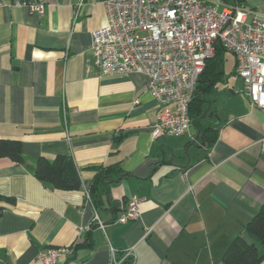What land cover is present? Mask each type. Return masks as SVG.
Masks as SVG:
<instances>
[{
    "label": "crops",
    "instance_id": "0c3cea01",
    "mask_svg": "<svg viewBox=\"0 0 264 264\" xmlns=\"http://www.w3.org/2000/svg\"><path fill=\"white\" fill-rule=\"evenodd\" d=\"M4 1L0 138L20 140L25 161L0 158V197L15 199L0 200V264H43L38 254L51 247H74L63 264H114L128 250L132 264H226L233 240L256 242L245 226L264 203V112L244 91L232 53L241 80L218 96L222 115L211 94L228 51L219 79L202 91L205 117L183 136L154 138L163 105L147 75H104L96 64L92 31L107 22V0H36L46 3L43 14ZM213 1L244 8L248 20L264 15V0ZM208 127L211 145L201 139ZM58 154L74 159L79 189L36 177L37 159ZM115 164L124 174L96 205L86 195L96 167ZM134 197L140 215L118 222Z\"/></svg>",
    "mask_w": 264,
    "mask_h": 264
},
{
    "label": "built area",
    "instance_id": "2783aa9c",
    "mask_svg": "<svg viewBox=\"0 0 264 264\" xmlns=\"http://www.w3.org/2000/svg\"><path fill=\"white\" fill-rule=\"evenodd\" d=\"M43 14L46 3L14 2ZM0 0V6L5 5ZM107 22L92 31V52L104 75L132 72L148 77V90L163 105L152 135L183 136L191 128L190 106L200 76L220 43L236 58V73L253 106L264 112V15L247 19L238 5L219 9L213 0H107ZM86 195L90 198L89 191ZM140 199L131 198L117 218L136 220ZM99 224L103 227V223ZM84 241L79 237L77 244ZM74 247H51L38 254L43 264H63L61 257ZM132 250L114 264L134 262Z\"/></svg>",
    "mask_w": 264,
    "mask_h": 264
},
{
    "label": "trees",
    "instance_id": "16d2710c",
    "mask_svg": "<svg viewBox=\"0 0 264 264\" xmlns=\"http://www.w3.org/2000/svg\"><path fill=\"white\" fill-rule=\"evenodd\" d=\"M227 51L223 45L217 44L215 55L207 62L206 69L200 76L196 94L190 106L191 124L198 123L205 117L203 103L205 98L202 91L219 79L222 72V57ZM206 145H211L216 140V131L208 127L201 135ZM5 157L17 163H24L22 142L18 139L0 138V158ZM97 173L90 188V196L94 204L99 205L108 189V185L118 181L124 174L120 164L113 166H97ZM34 173L37 178L60 190H74L81 187L80 171L71 156L58 154L53 158L41 156L37 159ZM9 202H14L13 197H0ZM0 205V215L2 213ZM247 232L252 234L256 242L246 240L240 236L232 241L224 253L226 264H262L264 262V203L260 210L250 219L245 226Z\"/></svg>",
    "mask_w": 264,
    "mask_h": 264
},
{
    "label": "rangeland",
    "instance_id": "374dc122",
    "mask_svg": "<svg viewBox=\"0 0 264 264\" xmlns=\"http://www.w3.org/2000/svg\"><path fill=\"white\" fill-rule=\"evenodd\" d=\"M233 61H234L233 55L230 52H226L225 72L223 74V79L222 81L218 83V85L214 88L211 94L212 98H217L216 105H217L218 112L220 115H222V112H223V103L221 102L222 99L219 97H222V95L225 94L224 91L229 90V88H231V86L235 84L236 80L239 82L241 80L238 76L233 75L232 73ZM205 101H207V98H205ZM210 111L211 112L213 111L212 106L211 108L208 107V112Z\"/></svg>",
    "mask_w": 264,
    "mask_h": 264
}]
</instances>
